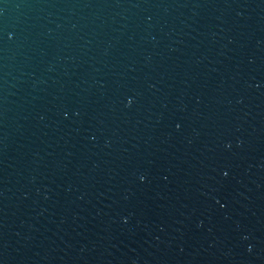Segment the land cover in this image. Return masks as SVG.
<instances>
[{
  "label": "water",
  "instance_id": "water-1",
  "mask_svg": "<svg viewBox=\"0 0 264 264\" xmlns=\"http://www.w3.org/2000/svg\"><path fill=\"white\" fill-rule=\"evenodd\" d=\"M0 264H264V0H0Z\"/></svg>",
  "mask_w": 264,
  "mask_h": 264
}]
</instances>
